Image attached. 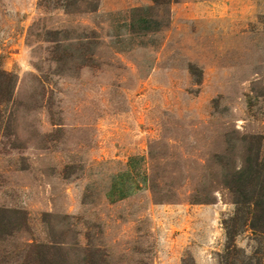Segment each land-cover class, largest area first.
Returning a JSON list of instances; mask_svg holds the SVG:
<instances>
[{"label": "rangeland", "instance_id": "1", "mask_svg": "<svg viewBox=\"0 0 264 264\" xmlns=\"http://www.w3.org/2000/svg\"><path fill=\"white\" fill-rule=\"evenodd\" d=\"M2 72L0 208L26 224L1 264L30 245L65 264H219L225 221L240 260L264 254L251 215L229 223L235 189L253 202L264 183V0H0ZM133 154L146 189L113 203Z\"/></svg>", "mask_w": 264, "mask_h": 264}, {"label": "trees", "instance_id": "2", "mask_svg": "<svg viewBox=\"0 0 264 264\" xmlns=\"http://www.w3.org/2000/svg\"><path fill=\"white\" fill-rule=\"evenodd\" d=\"M154 1L159 4H168L177 0ZM3 75L8 77V82L6 86L0 83V103L9 100L13 91V79L11 75L5 74V72ZM1 76L2 75H0V78ZM243 174L244 173H240L239 176L244 177ZM256 187L258 188V192L253 202H249L246 195L242 194L240 190L235 189L239 194H237V199L235 201L236 210L234 216L229 219L231 227L237 221L243 220L241 214L246 213L251 215V217L249 218V216H246V218H244V225L249 222L248 224L256 234H258V232L264 233V183L256 184ZM246 209L247 211H245ZM25 224L26 220L22 212H12L9 209L0 208V243H3L8 238L21 231ZM225 225L229 243L220 256L219 264H264V254H261L258 250L251 255L243 254L246 260H240V252L233 239V230L230 231L227 221H225ZM57 254V250L54 248L30 245L24 253L19 254V261L20 264H65L57 260ZM4 259L5 257L3 258V256H0V264L5 261Z\"/></svg>", "mask_w": 264, "mask_h": 264}, {"label": "crops", "instance_id": "3", "mask_svg": "<svg viewBox=\"0 0 264 264\" xmlns=\"http://www.w3.org/2000/svg\"><path fill=\"white\" fill-rule=\"evenodd\" d=\"M142 154L130 156L121 170L109 179L106 196L117 203L145 191L147 178Z\"/></svg>", "mask_w": 264, "mask_h": 264}]
</instances>
